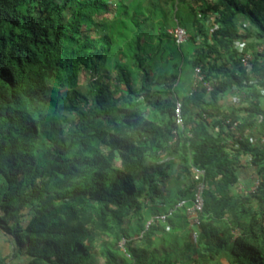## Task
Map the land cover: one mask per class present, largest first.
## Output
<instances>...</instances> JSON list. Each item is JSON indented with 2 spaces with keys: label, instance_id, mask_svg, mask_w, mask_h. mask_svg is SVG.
I'll list each match as a JSON object with an SVG mask.
<instances>
[{
  "label": "trees",
  "instance_id": "trees-1",
  "mask_svg": "<svg viewBox=\"0 0 264 264\" xmlns=\"http://www.w3.org/2000/svg\"><path fill=\"white\" fill-rule=\"evenodd\" d=\"M181 63L213 91L179 96ZM263 98L264 0H0V230L27 264H264ZM243 161L259 186L240 195ZM192 168L205 171L199 239L176 207Z\"/></svg>",
  "mask_w": 264,
  "mask_h": 264
},
{
  "label": "built area",
  "instance_id": "built-area-1",
  "mask_svg": "<svg viewBox=\"0 0 264 264\" xmlns=\"http://www.w3.org/2000/svg\"><path fill=\"white\" fill-rule=\"evenodd\" d=\"M169 33L173 36L177 45H183L189 39V33L187 32V30H185L184 28L180 26H177L174 29H171ZM240 45L241 44H238L236 48L238 49V52L240 53L242 64L245 70L248 73H251L253 57L251 55V52L247 51L243 46H240ZM216 84H217V80L214 78L207 80V77L202 72L201 68L195 69L194 77H193V84H192L194 90L199 89L200 87H204L206 89V92L210 93L213 91L214 86ZM234 100L238 104L240 103L241 98L238 96V97H235ZM174 118H175V122L178 127L173 130V135L178 137L179 133L185 130V120L182 114L181 101L176 102L175 109H174ZM226 124L230 126V129L234 134V138L241 139V136H240L241 133L239 131L240 122L238 121L234 122L231 119H229L226 121ZM188 135L190 136L191 134L188 133ZM192 173H193V181L195 182L194 196L191 200H181L177 204L176 207L186 208V215L188 218L189 227L192 229L194 237L196 239H199V235H200L199 227L201 224L200 216L204 208L203 195L205 191V181H204L205 171L192 168ZM258 186H259V179H257L252 189H250L251 191L249 192L254 193ZM240 190H243V187L240 188ZM243 191L246 192L245 190ZM171 214H172V211H170L168 214H161V215L154 216L147 223L146 229H148L156 221L165 222L167 218L171 216ZM125 243L126 241L123 239V241L120 244L123 250H124Z\"/></svg>",
  "mask_w": 264,
  "mask_h": 264
},
{
  "label": "crops",
  "instance_id": "crops-1",
  "mask_svg": "<svg viewBox=\"0 0 264 264\" xmlns=\"http://www.w3.org/2000/svg\"><path fill=\"white\" fill-rule=\"evenodd\" d=\"M242 44L243 42L241 43V45ZM244 44L246 45V49L247 48L250 49L251 47L254 46L255 43L253 44V42L248 41V42H245ZM193 75H194V70L191 76V82L189 83L188 86L185 85L183 89V91L187 92V94H189L193 86L192 85ZM178 93H180L179 89H178ZM238 96L242 99L241 93L239 91L229 92L228 94L223 96L221 103L227 109L235 108L236 105L238 106L239 103L237 104L234 99L235 97H238ZM262 103L264 105V98H263ZM249 134L250 136L252 135L256 139L260 138V135H258L257 133V129H251L249 131ZM177 166L179 170L180 163ZM239 175H240V183L235 187L236 192L240 195L243 193L251 194L249 191H251L250 189H252V187L254 186L255 182L258 179L257 171L251 165H249L246 161L245 162L243 161L242 168L240 169ZM242 187H243V190H245L246 192H244L243 190H240V188ZM167 230H170V227H168ZM231 259L232 257L230 255L223 256L220 260V263L221 264H231ZM0 262L1 264H27L28 263L27 257L24 254L16 250V246H15V242L13 238L10 237L9 235L4 234L1 230H0Z\"/></svg>",
  "mask_w": 264,
  "mask_h": 264
},
{
  "label": "rangeland",
  "instance_id": "rangeland-1",
  "mask_svg": "<svg viewBox=\"0 0 264 264\" xmlns=\"http://www.w3.org/2000/svg\"><path fill=\"white\" fill-rule=\"evenodd\" d=\"M168 45L171 46V43H168ZM240 46H243L244 48H246V45L244 43ZM194 48H195V45H192L189 43L184 45V49L187 51H193ZM176 60H179V58H175L172 62L176 63L177 62ZM172 70H173V68H171V71ZM192 73H193V69L189 63H181L180 71H179V85H178V87H179L178 89L180 90L179 96L182 97L183 95L187 94V92L183 91V89H184L185 85L188 86L189 83L191 82ZM193 77H194V75H193Z\"/></svg>",
  "mask_w": 264,
  "mask_h": 264
},
{
  "label": "clouds",
  "instance_id": "clouds-1",
  "mask_svg": "<svg viewBox=\"0 0 264 264\" xmlns=\"http://www.w3.org/2000/svg\"><path fill=\"white\" fill-rule=\"evenodd\" d=\"M246 49V48H245ZM194 72H195V70H194ZM179 101V100H178Z\"/></svg>",
  "mask_w": 264,
  "mask_h": 264
}]
</instances>
